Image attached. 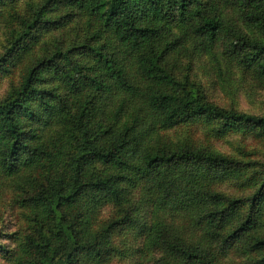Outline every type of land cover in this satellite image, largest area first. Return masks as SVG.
I'll list each match as a JSON object with an SVG mask.
<instances>
[{"label":"trees","instance_id":"16d2710c","mask_svg":"<svg viewBox=\"0 0 264 264\" xmlns=\"http://www.w3.org/2000/svg\"><path fill=\"white\" fill-rule=\"evenodd\" d=\"M60 7L77 8L94 27L82 44L35 59L0 100V176L46 173L31 177L17 201L29 232L16 250L0 244V257L104 264L118 252L114 232L127 229L159 252L154 264H228L222 260L231 251L254 255L237 264H264V163L163 136L202 118L217 125L216 137L241 127L264 137V115L209 103L197 84L176 76L184 54L217 63L213 48L225 34L224 53L263 86L264 39L238 22L264 36V0H45L32 14H15L18 27L0 60L31 51L40 30L62 28L68 14L45 17ZM49 123L63 126L61 138L37 141L32 126ZM247 166L259 168L248 179L253 192L233 197L217 189ZM106 207L113 217L95 224Z\"/></svg>","mask_w":264,"mask_h":264},{"label":"rangeland","instance_id":"374dc122","mask_svg":"<svg viewBox=\"0 0 264 264\" xmlns=\"http://www.w3.org/2000/svg\"><path fill=\"white\" fill-rule=\"evenodd\" d=\"M44 3L45 0H15L13 2L0 0V58L8 47L9 31L11 28L18 27L17 21H14L15 14L27 16V13L32 14V10H37ZM219 8L224 12L225 20L231 19V12L225 10L222 4H219ZM54 11L45 14V17L57 18L68 14L67 22L62 28L54 31L40 30L37 33V42L31 51L17 60L16 58L11 61L0 60V100L19 87L27 68L34 64L35 59L55 51L59 45L77 46L87 40L94 26L87 23L86 17L80 15L77 8L60 7L56 12ZM238 25L241 26L242 32L264 39V36L257 33L255 29H248L240 22ZM226 42L227 36L222 34L213 48L217 63L212 62L207 55L199 56L197 53L182 55L176 76L179 78L187 76L190 81L197 84L209 103L237 112L263 116L264 85H259L249 71L224 53ZM186 45L190 49L192 39ZM196 120L165 130L163 136L178 143L192 140L196 146L207 147L243 163L255 162L258 165L264 163V137L254 138V131L250 127L234 129L224 136L216 137L213 132V129L217 127L216 124H208L202 118ZM32 129L35 131L37 141L41 143L49 140L51 143L58 142L64 131L63 126L58 123L33 125ZM258 170V166H247L240 177L219 184L217 189L233 197L249 195L256 185L248 179ZM28 173H31V176L26 179ZM36 175L43 180L46 173L43 174L41 169L31 168L26 171L20 170L18 178L0 176V244L8 251L16 250L25 234L29 232L28 221L24 215L26 210L17 201L19 197L27 195V189L32 187L30 178ZM110 211L109 207L101 209L96 214L95 224L111 219L113 215ZM113 239L118 252L104 264H154L160 256L158 251L147 248L142 239H135L133 234L131 236L127 229L114 232ZM252 256L231 251L224 257L222 263L237 264ZM6 260L0 257V264L11 263Z\"/></svg>","mask_w":264,"mask_h":264}]
</instances>
